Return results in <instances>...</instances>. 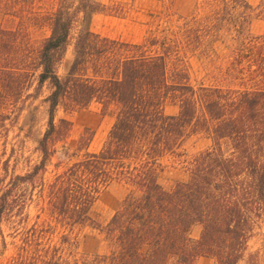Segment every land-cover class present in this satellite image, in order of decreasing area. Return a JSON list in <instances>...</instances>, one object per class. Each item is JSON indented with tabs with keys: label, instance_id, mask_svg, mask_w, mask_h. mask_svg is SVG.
I'll use <instances>...</instances> for the list:
<instances>
[{
	"label": "trees",
	"instance_id": "16d2710c",
	"mask_svg": "<svg viewBox=\"0 0 264 264\" xmlns=\"http://www.w3.org/2000/svg\"><path fill=\"white\" fill-rule=\"evenodd\" d=\"M200 9L203 16L167 19L132 43L90 29L93 14L113 11L109 4L0 0V131L8 104L25 94L37 98L49 87L39 162L1 188L0 224L3 218L27 220L22 210L34 197L39 206L33 223L15 232L18 242L5 264H166L171 256L175 264L200 257L214 264L244 260L248 240L264 221V31L249 30L253 17L264 21V0L256 6L204 0ZM43 28L49 35L35 46L31 32ZM225 32L232 34V86L192 85L188 57L211 50ZM69 46L73 58L59 76ZM33 83L34 93H27ZM92 104L114 117L100 149L88 150L93 132L85 128L75 146L81 155L46 179L57 147L67 153L72 127L65 117L56 120L57 111L67 115ZM168 105L177 112L167 114ZM198 133L211 145L187 159L186 180L165 189L159 182L162 160L180 158L187 138ZM114 183L127 192L102 224L93 206ZM83 227L101 234L105 253L77 257ZM248 264H259L258 252Z\"/></svg>",
	"mask_w": 264,
	"mask_h": 264
},
{
	"label": "rangeland",
	"instance_id": "374dc122",
	"mask_svg": "<svg viewBox=\"0 0 264 264\" xmlns=\"http://www.w3.org/2000/svg\"><path fill=\"white\" fill-rule=\"evenodd\" d=\"M100 3L113 6L109 13H95L91 16L89 27L93 32L99 33L112 39L127 42H140L148 30L155 29L157 24L161 29L167 19L174 20L177 16H188L196 13L203 16L205 13L200 9L204 0H173L172 4L167 0H96ZM250 5L256 6L260 0H246ZM198 7V10L196 11ZM43 11V10H42ZM168 14V15H167ZM252 35H259L264 31V21L253 17L249 26ZM49 35V30L43 28L31 32L30 41L38 46ZM232 34L222 33L212 49L189 56L186 67L190 82L194 86L215 85L219 87L232 86L228 70L231 69ZM73 58L72 47L69 46L63 59L57 68L59 76H63ZM35 83L27 93H34ZM49 93V87L44 85L37 98L26 97V94L16 103H10L5 113L4 128L0 131V193L11 177L24 175L32 167L38 164L40 156L37 151V143L46 128V105L43 102ZM167 114H175L177 108L168 105L165 108ZM65 117L71 121L72 127L66 142V154L58 152L47 166L46 179H50L55 172H60L70 163L75 161L80 152L75 151L76 140L81 132L88 128L93 132V139L88 150L96 152L103 144L114 117L111 114H103L96 104L86 109L77 110L64 115L61 110L56 113V120ZM210 140L202 133L191 135L183 146V155L177 157H165L162 160V169L159 182L165 189H171L178 181L187 179L185 162L195 154L208 148ZM127 189L121 184H111L100 193L96 199L93 211L97 219L105 224L114 211L118 208ZM36 197L28 202L22 210L28 214L27 220L17 223L16 218L8 220L3 218L0 224V264H5L7 258L14 252V244L18 242L19 234L15 232L27 228L35 220L39 213ZM16 235V236H15ZM191 235L197 238L198 228L194 227ZM79 259H91L92 256L103 254L107 245L101 234L90 227H83L77 231ZM2 239L5 247L2 246ZM258 252V263L264 264V221L259 222L253 235L247 242V250L244 260L240 264H248V256ZM166 264H175L174 257H170ZM194 264H214L210 258H198Z\"/></svg>",
	"mask_w": 264,
	"mask_h": 264
},
{
	"label": "crops",
	"instance_id": "0c3cea01",
	"mask_svg": "<svg viewBox=\"0 0 264 264\" xmlns=\"http://www.w3.org/2000/svg\"><path fill=\"white\" fill-rule=\"evenodd\" d=\"M196 227H197V226H196ZM197 228H198V232H199V227H197ZM171 257H172V256H171ZM169 258H170V257H169ZM169 258H168V259H169ZM200 258H203V257H200ZM174 260H175V258H174ZM211 260H212V259H211Z\"/></svg>",
	"mask_w": 264,
	"mask_h": 264
}]
</instances>
